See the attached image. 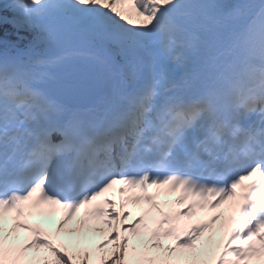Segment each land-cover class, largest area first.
<instances>
[{"label": "snow or ice", "instance_id": "6c2138e0", "mask_svg": "<svg viewBox=\"0 0 264 264\" xmlns=\"http://www.w3.org/2000/svg\"><path fill=\"white\" fill-rule=\"evenodd\" d=\"M74 41L123 59L86 111L48 88L53 71L71 78ZM164 186L181 192L174 214L148 195ZM57 211L51 234L24 222ZM97 251L99 264H264V0H0V264Z\"/></svg>", "mask_w": 264, "mask_h": 264}, {"label": "rangeland", "instance_id": "374dc122", "mask_svg": "<svg viewBox=\"0 0 264 264\" xmlns=\"http://www.w3.org/2000/svg\"><path fill=\"white\" fill-rule=\"evenodd\" d=\"M102 236V233H101V231L100 232H94V233H92V235H90V239H91V241H94L95 240V237H97V236ZM92 262H96V261H89V264H92Z\"/></svg>", "mask_w": 264, "mask_h": 264}, {"label": "bare ground", "instance_id": "6f19581e", "mask_svg": "<svg viewBox=\"0 0 264 264\" xmlns=\"http://www.w3.org/2000/svg\"><path fill=\"white\" fill-rule=\"evenodd\" d=\"M57 222H55V224H56Z\"/></svg>", "mask_w": 264, "mask_h": 264}]
</instances>
